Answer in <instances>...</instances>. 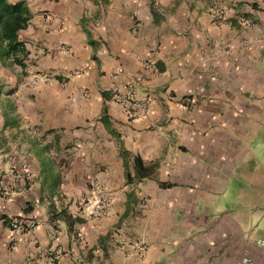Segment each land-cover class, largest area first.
I'll list each match as a JSON object with an SVG mask.
<instances>
[{"label": "crops", "instance_id": "obj_1", "mask_svg": "<svg viewBox=\"0 0 264 264\" xmlns=\"http://www.w3.org/2000/svg\"><path fill=\"white\" fill-rule=\"evenodd\" d=\"M19 1L24 54L0 55V264H264V188L246 183L263 193L252 204L231 190V136L264 112V0ZM128 85L148 99L139 119ZM134 157L149 177L132 178ZM31 214V230H9Z\"/></svg>", "mask_w": 264, "mask_h": 264}, {"label": "built area", "instance_id": "obj_2", "mask_svg": "<svg viewBox=\"0 0 264 264\" xmlns=\"http://www.w3.org/2000/svg\"><path fill=\"white\" fill-rule=\"evenodd\" d=\"M215 3L220 4L221 0H213ZM208 19L211 25L213 26H221V25H226L227 19L225 18V10L221 9L218 7H215L212 11L208 13ZM236 24L243 28V29H254L256 28V22L251 21L250 19L245 18L244 16H238L236 18ZM263 28L259 32L258 37L256 38V41L264 45V20L262 24ZM143 65L146 68H152L151 64H149L148 59H143L142 60ZM48 83H51L50 79H46ZM131 86L128 85L125 90V94L123 97H121L123 108L128 114V117L130 119H139L141 118L147 111L148 107V99L146 97H139L135 95L133 92V89L130 88ZM22 169L25 168L24 165L21 167ZM29 179V175L27 172L24 171L22 180L24 181L23 185L26 184V182ZM90 185H92V181H88ZM104 202L105 200L103 199V196L98 194V197L96 198V203L97 207L99 208L98 213L100 215H104L105 210H104ZM34 216L31 214L27 217H20L18 219H13L9 223V230L12 233H23L25 231L31 230L34 227ZM256 245L261 246L264 248V241L262 240H257ZM133 248L137 253L138 257H141L143 253V247L141 244L138 242H135L133 244ZM235 264H253L251 259L247 257L246 255L240 257Z\"/></svg>", "mask_w": 264, "mask_h": 264}, {"label": "rangeland", "instance_id": "obj_3", "mask_svg": "<svg viewBox=\"0 0 264 264\" xmlns=\"http://www.w3.org/2000/svg\"><path fill=\"white\" fill-rule=\"evenodd\" d=\"M260 97L264 100V90ZM231 137L236 140L237 150L243 151L242 159L233 172L235 182L231 186L232 197H237L240 202L248 203L249 200L245 195H249L250 204H252L251 200L255 198L258 200L257 196L263 193H258L259 195L255 196L245 191L246 183L249 181L252 186L264 188V112H262L260 120L249 123V126L243 127L239 133ZM259 190L262 192L261 189ZM250 191L252 192L251 186Z\"/></svg>", "mask_w": 264, "mask_h": 264}, {"label": "trees", "instance_id": "obj_4", "mask_svg": "<svg viewBox=\"0 0 264 264\" xmlns=\"http://www.w3.org/2000/svg\"><path fill=\"white\" fill-rule=\"evenodd\" d=\"M29 19V11L25 4L21 1L16 3H8L7 0H0V49L1 45H4V49L0 51V55H9L16 57L24 54L23 45L17 41L16 33L19 30L25 29ZM16 62L17 59L14 58ZM152 168L149 166H143L141 160L138 157L133 159V175L134 180H142L150 176ZM127 181H131L132 178L127 175ZM51 216L55 220H60L68 227L79 226L83 223V220L79 217H72L66 213L64 209L55 210L52 208ZM3 221L4 218H1ZM6 223V222H5ZM9 226V223H8Z\"/></svg>", "mask_w": 264, "mask_h": 264}]
</instances>
